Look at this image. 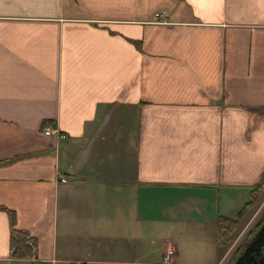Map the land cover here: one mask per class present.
Wrapping results in <instances>:
<instances>
[{
    "label": "crops",
    "instance_id": "0c3cea01",
    "mask_svg": "<svg viewBox=\"0 0 264 264\" xmlns=\"http://www.w3.org/2000/svg\"><path fill=\"white\" fill-rule=\"evenodd\" d=\"M263 177L264 0H0V264H226Z\"/></svg>",
    "mask_w": 264,
    "mask_h": 264
},
{
    "label": "trees",
    "instance_id": "16d2710c",
    "mask_svg": "<svg viewBox=\"0 0 264 264\" xmlns=\"http://www.w3.org/2000/svg\"><path fill=\"white\" fill-rule=\"evenodd\" d=\"M264 177L262 181L253 186L250 192V201L244 204L235 218L218 216L215 220V244L225 250L233 242V237L239 229V221L245 210L256 205L263 192ZM3 209V208H0ZM11 218V234L9 247L13 259L32 258L36 250V240L27 233L17 230L13 223V214L8 212ZM227 264H264V214L260 220L250 229L241 243L238 245Z\"/></svg>",
    "mask_w": 264,
    "mask_h": 264
},
{
    "label": "rangeland",
    "instance_id": "374dc122",
    "mask_svg": "<svg viewBox=\"0 0 264 264\" xmlns=\"http://www.w3.org/2000/svg\"><path fill=\"white\" fill-rule=\"evenodd\" d=\"M263 194V192H262ZM262 194L260 195L259 197V201L261 199V196ZM246 199H249L248 201H250L251 197L249 198V196H247ZM242 201V200H241ZM245 201V200H244ZM242 203V204H241ZM244 202H235L234 203V206L236 209H240V207L243 205ZM260 203L258 202L256 205H254V209L252 211V215L255 213V215L251 218L250 222H249V225L248 226H239V229L236 231V233L234 234V237H233V242L231 243V245L226 248L225 250H227V253L230 257L232 256V254L234 253V251L236 250V248L238 247V245L241 243V241L243 240V238L245 237L246 233L253 228V226L260 220V218L263 216L264 214V208L262 209L259 208L260 207ZM231 218H235L234 216H232ZM247 225V224H246ZM181 240L183 241L184 243V236L183 234L180 236ZM202 235L201 234H198L195 238L192 239V243L191 245H193V249L189 248V247H184L183 248V244L181 243V253H180V258L175 261L174 259V262L175 264H200L201 261H198L196 259H199L197 258L196 254L198 253L200 247H201V243H202ZM168 240H160L158 238L157 241H155V245H153L151 247V250H153V253H152V256H154L153 260L157 261L158 259V253H159V250L162 249L164 246H167L171 243L169 242H166ZM175 243V242H174ZM174 250V248H172ZM194 250H196V253H194ZM188 252H191L192 254H188ZM184 260V261H183ZM186 261V262H185ZM160 262V260H159ZM185 262V263H184ZM222 264H225L224 262ZM227 264V263H226Z\"/></svg>",
    "mask_w": 264,
    "mask_h": 264
},
{
    "label": "built area",
    "instance_id": "2783aa9c",
    "mask_svg": "<svg viewBox=\"0 0 264 264\" xmlns=\"http://www.w3.org/2000/svg\"><path fill=\"white\" fill-rule=\"evenodd\" d=\"M42 133L44 136H56L59 139H65V135L52 129L51 126H44L42 129ZM61 182H65V180H61ZM174 256H175V251L172 249L171 246H168L167 249L164 252V255L162 257V264H175L174 262Z\"/></svg>",
    "mask_w": 264,
    "mask_h": 264
}]
</instances>
